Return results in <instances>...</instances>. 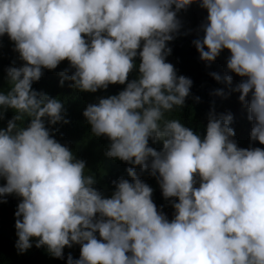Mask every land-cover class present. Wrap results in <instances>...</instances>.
I'll list each match as a JSON object with an SVG mask.
<instances>
[{"label":"clouds","instance_id":"1","mask_svg":"<svg viewBox=\"0 0 264 264\" xmlns=\"http://www.w3.org/2000/svg\"><path fill=\"white\" fill-rule=\"evenodd\" d=\"M192 2L0 0V35L14 42L24 62L4 69L10 87L0 92V108L15 111L0 129V202L8 194L20 197L18 252L36 238V247L55 258L79 244V257L69 254L66 264H264V149L236 146L230 114L210 112L202 138L164 116L183 105L191 85L165 61L166 42L184 31L189 10L205 9L203 37L192 44L202 61L229 52L226 69L244 78L232 90L241 102L251 91L249 139L264 145V0H199L189 7ZM137 56V78L82 115L94 135L110 141L109 157L148 169L162 196L175 198L170 221L132 167L130 181H115L110 197L92 187L84 162L44 126L42 117L49 125L62 119V103L31 88L42 68L65 59L74 71L64 78L81 91L125 84ZM24 117L29 122L19 127ZM149 138L161 141L159 151Z\"/></svg>","mask_w":264,"mask_h":264},{"label":"trees","instance_id":"2","mask_svg":"<svg viewBox=\"0 0 264 264\" xmlns=\"http://www.w3.org/2000/svg\"><path fill=\"white\" fill-rule=\"evenodd\" d=\"M197 5H199V0H193L188 6L196 7ZM189 12H192V21L188 19L184 31L177 39L173 37L172 41L166 42V47L170 49V56L166 57L165 61L173 66L177 76L183 75L189 78L191 85L183 105L179 108L174 107L171 112H166L165 119H177L184 127L190 128L202 138L210 112L217 117L230 114L232 119L229 127L234 133L231 139L234 140L236 146L238 148L258 147L264 149V145L249 139L252 122L247 119V102L251 91L241 102L238 100L239 92L232 90L244 78L238 77L226 69V60L229 56L226 49L221 50L217 57L210 62L199 59V54L192 41L203 37L201 24L205 22L206 10L191 9ZM85 39L87 41V38ZM23 63L18 52L15 51L14 42L6 34L0 35V92H7L10 87L4 69L8 66L19 67ZM138 63L139 57H134V67L128 73L125 84L113 83L105 88H97L95 92H89L73 87V82L64 78L70 76L74 71V68L65 59L53 69L42 68L41 76L32 82L31 88L38 94L55 98L62 103V119L49 125L48 118L42 117L44 126L49 130V134L54 140L71 151L74 159L84 162L85 175H91L94 180L92 187L99 191L103 197H110L115 189V181L120 178L130 181L126 169L132 167L137 177L152 189L151 200L157 211L170 221L174 215L171 205L176 202L175 198L162 196L157 177L150 175L148 169L141 170L139 165L133 166L118 158L109 157L106 153L110 141L104 135H94L86 118L82 115L87 105L97 103L100 98L116 95L123 90L129 80L136 79ZM209 73H216L221 79L217 81ZM226 74L231 76L229 83H225L223 80ZM217 90L220 92L219 95L216 94ZM13 115H15L13 109L0 108V129L6 126V122ZM29 119V117H24L22 121L17 122L18 126L26 127ZM148 146L159 151L162 144L159 140L153 142L149 138ZM2 180L4 181L3 178ZM194 180H196L194 184L196 187L199 179L194 176ZM3 200L5 202H0V264H66V257L69 254L73 259L79 257V244L64 247L62 258H55L45 246L36 247V238H30L31 246L23 252H18L15 247L17 237L14 222L17 217H14V212L20 197L8 194Z\"/></svg>","mask_w":264,"mask_h":264}]
</instances>
